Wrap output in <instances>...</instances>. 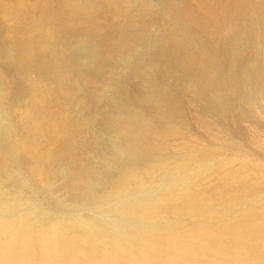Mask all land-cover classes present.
Wrapping results in <instances>:
<instances>
[{
  "label": "bare ground",
  "instance_id": "6f19581e",
  "mask_svg": "<svg viewBox=\"0 0 264 264\" xmlns=\"http://www.w3.org/2000/svg\"><path fill=\"white\" fill-rule=\"evenodd\" d=\"M0 8V264H264V0Z\"/></svg>",
  "mask_w": 264,
  "mask_h": 264
},
{
  "label": "rangeland",
  "instance_id": "374dc122",
  "mask_svg": "<svg viewBox=\"0 0 264 264\" xmlns=\"http://www.w3.org/2000/svg\"><path fill=\"white\" fill-rule=\"evenodd\" d=\"M17 1H19V0H16V2ZM4 25H5V19L1 16V8H0V49L3 46V44H4L3 41H5L4 33H1V29L3 28ZM0 64H1V66L3 68H6V67H10L11 66L10 59L6 56L5 53H2V52H0ZM16 70L17 69H14L13 67H11V68L8 69V71H11L12 72V76H11V78L9 77L8 84H9L10 89L13 90V91H19L21 89V88H19L20 87V82H19V79L17 77V74L16 75H13V74H15L13 72H16ZM192 113L197 114L195 111H193ZM261 117L262 118H260V123L262 121V124H264V122H263L264 121V114ZM223 121H225L227 123L229 121V117H226ZM246 124H248V123H246ZM251 124H253V123H251ZM262 124H261V126L264 127V125H262ZM205 134L207 136V133L206 132H205ZM28 175H29V178L30 179H34V176L36 177V174L34 173V169L30 170L28 172Z\"/></svg>",
  "mask_w": 264,
  "mask_h": 264
}]
</instances>
